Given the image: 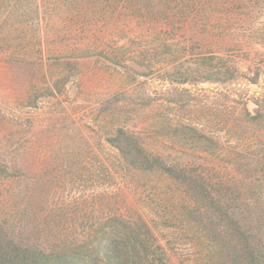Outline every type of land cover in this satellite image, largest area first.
I'll list each match as a JSON object with an SVG mask.
<instances>
[{
    "label": "rangeland",
    "instance_id": "obj_1",
    "mask_svg": "<svg viewBox=\"0 0 264 264\" xmlns=\"http://www.w3.org/2000/svg\"><path fill=\"white\" fill-rule=\"evenodd\" d=\"M117 8L114 14L106 10V17L94 14L89 33L63 40L73 51L66 56L81 64V74L61 94L40 91L29 98L22 85L24 75L0 66V251H18L8 254L10 259L6 255V264L14 260L19 264L26 254L38 252L58 263V255L70 253L63 240L97 230L93 218L99 213L84 206L101 195L122 196L121 213L149 222L156 244L173 264H194L193 232L185 229L181 217L187 198L165 175L146 177L147 187H136L130 177L122 179L118 153L105 140L103 107L114 119L120 114L127 124L150 135L154 149L170 159L210 155L211 168L228 174L234 185L246 183L256 191L254 196L229 199L264 201V174L256 176L234 165L239 157L233 151L241 152L248 144L237 131L230 133V126L241 119L239 97L225 105L234 112L225 118L216 112L214 101L230 90L226 87L179 85L172 77L141 66L113 65L110 60L140 56L141 50L151 58H168L175 48L163 47L165 40L173 44L180 40L169 39L164 20L130 19L125 7ZM87 42L93 45L89 52L77 50L78 44ZM250 93L264 95V79ZM190 121L199 122L201 132L186 127ZM215 134L221 138L219 155L215 147L202 145L206 142L202 137ZM104 162L111 171H104Z\"/></svg>",
    "mask_w": 264,
    "mask_h": 264
},
{
    "label": "trees",
    "instance_id": "obj_2",
    "mask_svg": "<svg viewBox=\"0 0 264 264\" xmlns=\"http://www.w3.org/2000/svg\"><path fill=\"white\" fill-rule=\"evenodd\" d=\"M120 5L130 19L164 20L169 39L180 40H165L163 47L176 49L168 58H151L141 50L140 56L110 62L126 69H131L129 64L141 66L179 85L209 83L230 89L215 98L214 105L216 112L231 118L234 112L225 105L239 97L241 119L230 126V133L237 131L248 144L241 152L233 151L239 157L234 165L256 176L264 174V95L250 93L264 79V0H0V66L24 75L29 98L40 91L61 94L81 74V64L66 56L73 51L63 40L89 33L94 14L106 17V10L114 14ZM87 43L78 44L77 50L89 52L93 45ZM107 109L100 110L102 128L106 142L118 153L122 179L130 177L136 187H147L146 177L165 175L187 198L181 217L185 229L193 232L194 264H264V201L229 199L254 196V188L234 185L228 174L211 168L210 155L170 159L154 149L150 135L127 124L120 114L114 119ZM190 122L185 126L201 132L199 122ZM202 139V145L215 147L218 155L222 152L218 134ZM103 167L111 171L106 162ZM91 201L84 208L99 213L93 218L97 230L63 240L70 253L58 255L56 264H173L156 244L149 222L121 213L122 196L101 195L98 204ZM8 254L0 251L1 264L10 259ZM34 254H26L19 264H54L45 254Z\"/></svg>",
    "mask_w": 264,
    "mask_h": 264
}]
</instances>
